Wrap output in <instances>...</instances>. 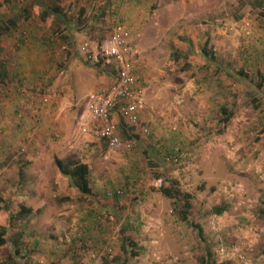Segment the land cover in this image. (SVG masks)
Segmentation results:
<instances>
[{
	"label": "rangeland",
	"instance_id": "1",
	"mask_svg": "<svg viewBox=\"0 0 264 264\" xmlns=\"http://www.w3.org/2000/svg\"><path fill=\"white\" fill-rule=\"evenodd\" d=\"M115 18L146 103L136 126L116 119L110 146L80 121L113 67L82 46L93 51ZM8 20L0 264H264L263 0H0ZM55 158L87 163L92 192Z\"/></svg>",
	"mask_w": 264,
	"mask_h": 264
},
{
	"label": "built area",
	"instance_id": "2",
	"mask_svg": "<svg viewBox=\"0 0 264 264\" xmlns=\"http://www.w3.org/2000/svg\"><path fill=\"white\" fill-rule=\"evenodd\" d=\"M82 49L95 64L112 65L113 78L107 87L86 95L80 126L92 137L110 146H118L121 138L116 119L121 118L130 126H136L146 103L144 90L134 72L135 53L130 31L119 18H115L108 35L97 43L93 51L87 44Z\"/></svg>",
	"mask_w": 264,
	"mask_h": 264
},
{
	"label": "trees",
	"instance_id": "3",
	"mask_svg": "<svg viewBox=\"0 0 264 264\" xmlns=\"http://www.w3.org/2000/svg\"><path fill=\"white\" fill-rule=\"evenodd\" d=\"M264 1V0H263ZM54 10L56 12H59L56 8H54ZM82 13V11H81ZM14 25L13 21L8 20L7 23H1L0 22V33H5L7 32L12 26ZM207 46V42L205 41V44L202 47L203 53L204 54H208V51L205 50V47ZM100 64V63H97ZM109 65V64H107ZM240 73V71H238ZM3 72H0V76H3ZM241 74V73H240ZM258 76L260 78V80L262 81V83H264V77L262 76V74L258 73ZM264 85V84H263ZM259 87H261V83H258ZM254 101V99H252ZM221 113L223 114V118L222 121L223 122H227L230 117L232 116V111L231 110H227L224 107L220 108ZM121 124L123 125V127H126V125L121 121ZM125 125V126H124ZM55 164L57 165L59 171L67 176L69 178V180L71 181V183L73 184V186H75L79 192L84 193V194H90L91 191V175H90V169L87 163H83L77 160H71V159H66V160H61L58 158H55ZM175 196L176 194H178V190L176 189H170V188H163L161 189V192L167 196H172V193ZM190 207V203L189 201H185V208ZM8 209V205L6 203V201L4 200V198L2 197V195H0V217L4 216L5 212ZM187 209H184L181 212V218L183 220H187V216H186V211ZM21 211L25 212L28 211V209H26L25 207H21ZM222 211L221 208L217 209V213H220ZM21 215L18 214V216ZM12 216V215H11ZM7 227L4 224H0V245H3L6 242V233H7ZM124 230V229H123ZM124 240L125 243L127 244L128 242L130 244H134L133 241H131L130 239H128V237L124 236ZM124 248V246H123Z\"/></svg>",
	"mask_w": 264,
	"mask_h": 264
}]
</instances>
